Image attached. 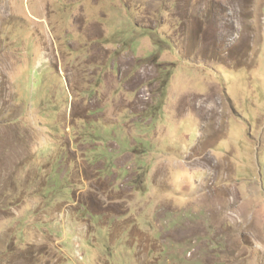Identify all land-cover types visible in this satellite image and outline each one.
<instances>
[{
	"label": "rangeland",
	"instance_id": "obj_1",
	"mask_svg": "<svg viewBox=\"0 0 264 264\" xmlns=\"http://www.w3.org/2000/svg\"><path fill=\"white\" fill-rule=\"evenodd\" d=\"M0 264H264V0H0Z\"/></svg>",
	"mask_w": 264,
	"mask_h": 264
},
{
	"label": "crops",
	"instance_id": "obj_2",
	"mask_svg": "<svg viewBox=\"0 0 264 264\" xmlns=\"http://www.w3.org/2000/svg\"><path fill=\"white\" fill-rule=\"evenodd\" d=\"M37 50H39V52H40V54L42 55V57H44V55L42 54V53H43L42 50L39 49V48H37Z\"/></svg>",
	"mask_w": 264,
	"mask_h": 264
}]
</instances>
